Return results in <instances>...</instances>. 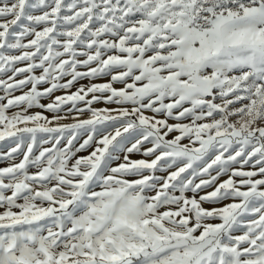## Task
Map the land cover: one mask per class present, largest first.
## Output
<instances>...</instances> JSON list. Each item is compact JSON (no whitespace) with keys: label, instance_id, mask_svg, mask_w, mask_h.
<instances>
[{"label":"snow or ice","instance_id":"1","mask_svg":"<svg viewBox=\"0 0 264 264\" xmlns=\"http://www.w3.org/2000/svg\"><path fill=\"white\" fill-rule=\"evenodd\" d=\"M0 165V264H264V0H0Z\"/></svg>","mask_w":264,"mask_h":264},{"label":"rangeland","instance_id":"2","mask_svg":"<svg viewBox=\"0 0 264 264\" xmlns=\"http://www.w3.org/2000/svg\"><path fill=\"white\" fill-rule=\"evenodd\" d=\"M106 79L107 78H104V79H97V80H94V81H92L93 83H104V82H106ZM80 83H84V84H87L88 83V81L87 80H84V81H81ZM79 85H77V87H78ZM118 87H119V85H117ZM76 90V88L74 87L73 89H72V91H75ZM17 94H19V93H17ZM62 93H60V92H57V93H55V95H61ZM42 103H48V101L47 100H42L41 101ZM105 105H103V104H99V105H96V107H104ZM32 111H40V109H32ZM45 115H51L50 113H45ZM84 154H86V153H84ZM0 166H3V165H0ZM205 207H209V205H205Z\"/></svg>","mask_w":264,"mask_h":264}]
</instances>
